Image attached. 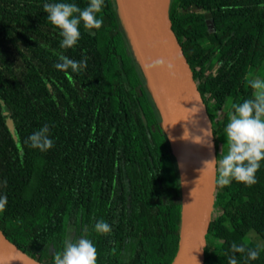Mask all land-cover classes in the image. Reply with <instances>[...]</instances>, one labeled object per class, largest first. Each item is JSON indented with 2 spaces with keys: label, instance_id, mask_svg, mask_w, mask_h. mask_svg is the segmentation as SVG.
I'll return each mask as SVG.
<instances>
[{
  "label": "trees",
  "instance_id": "1",
  "mask_svg": "<svg viewBox=\"0 0 264 264\" xmlns=\"http://www.w3.org/2000/svg\"><path fill=\"white\" fill-rule=\"evenodd\" d=\"M46 2L60 0H0V196L7 197L0 230L44 264L79 237L93 242L97 264H170L179 240L177 170L114 2L105 0L100 29L81 25L72 48L60 47ZM63 2L84 8L88 0ZM168 15L216 144L232 105L252 98L249 76L257 70L264 78V0H170ZM58 54L87 57V68L60 71ZM45 124L54 147L42 152L26 141ZM256 181L216 184L204 264H228L232 255L238 264H264V161ZM99 220L110 234L95 232ZM233 243L259 247L258 259L233 253Z\"/></svg>",
  "mask_w": 264,
  "mask_h": 264
},
{
  "label": "water",
  "instance_id": "2",
  "mask_svg": "<svg viewBox=\"0 0 264 264\" xmlns=\"http://www.w3.org/2000/svg\"><path fill=\"white\" fill-rule=\"evenodd\" d=\"M134 59L170 143L179 181L178 247L170 264H204L216 172L204 161L216 157L211 119L168 15L170 0H113ZM157 58L173 65L146 68ZM185 128L189 138H183ZM203 130V131H202ZM205 131L211 136H206ZM200 136L201 142H193ZM209 141L214 145L210 150ZM217 159V158H216ZM0 264H44L27 255L0 230Z\"/></svg>",
  "mask_w": 264,
  "mask_h": 264
},
{
  "label": "clouds",
  "instance_id": "3",
  "mask_svg": "<svg viewBox=\"0 0 264 264\" xmlns=\"http://www.w3.org/2000/svg\"><path fill=\"white\" fill-rule=\"evenodd\" d=\"M104 3L105 0H88L84 8L63 0L44 3L43 10L48 21L60 30L61 48H72L77 44L81 37V25L86 30L102 27L103 19L98 18V14L102 12ZM58 61L54 67L60 71L71 70L72 73H79L87 68V57L75 61L58 54ZM153 67L166 68L170 73L173 70V65L165 58H157L150 65H146L149 69ZM248 84L253 89L252 98L232 105L233 111L224 129L227 153L221 155L218 161L216 157L204 161V168L214 169L217 173L215 183L220 187L229 185L233 180L249 186L255 184L256 172L261 161H264V78H249ZM204 134L211 136L207 131ZM189 136L190 133L185 128L183 138L187 139ZM191 138L193 142H201L200 136ZM26 143L42 152L51 149L54 141L50 137V127L45 124L33 132ZM208 147L211 150L214 145L209 141ZM6 205L7 197L0 196V213L5 211ZM94 230L98 234H110L112 227L106 221L99 220L95 223ZM231 250L233 253H246L248 260L258 259L260 254L259 247L249 248L246 243H233ZM97 259L95 245L85 237L66 240L63 250L54 254V264H97ZM228 264H238L235 255L228 258Z\"/></svg>",
  "mask_w": 264,
  "mask_h": 264
},
{
  "label": "rangeland",
  "instance_id": "4",
  "mask_svg": "<svg viewBox=\"0 0 264 264\" xmlns=\"http://www.w3.org/2000/svg\"><path fill=\"white\" fill-rule=\"evenodd\" d=\"M123 35H124V38H125V41H126L127 46L130 48V45H129V43H128V40H127V37H126V34H125L124 30H123ZM256 77L262 78L261 74H260L257 70H256L253 74H251V75L249 76V78H256ZM141 79H142L143 83H145V85H146L145 78L143 77L142 74H141ZM146 87H147V85H146ZM147 89H148V88H147ZM148 91H149V90H148ZM150 97H151V95H150ZM151 99H152V97H151ZM152 102H153V99H152ZM153 104H154V106H155V103H154V102H153ZM155 111H156V114H157V116H158V118H159V120H160V116H159V113H158V111H157L156 106H155ZM216 142H217L216 144H217V148H218V152H219V159H220L221 155L227 153V148L224 147V144L226 145V137H225V132H224V130H223V132H221V133L216 137ZM221 149H222V151H221ZM173 160H174V163H175V159H174V158H173ZM165 163L167 164L166 167H168V166L170 165V164H169L170 162H168L167 160H165ZM175 166H176V163H175ZM212 214H213V213H212ZM250 239H251L252 242H255V243H257V244H261V243H262V240L259 239V238H257V237H255V236H251Z\"/></svg>",
  "mask_w": 264,
  "mask_h": 264
}]
</instances>
